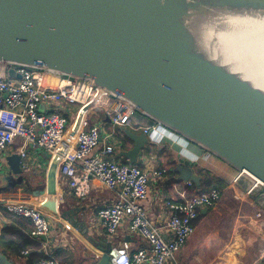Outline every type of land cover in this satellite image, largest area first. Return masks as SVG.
<instances>
[{
  "label": "water",
  "instance_id": "obj_1",
  "mask_svg": "<svg viewBox=\"0 0 264 264\" xmlns=\"http://www.w3.org/2000/svg\"><path fill=\"white\" fill-rule=\"evenodd\" d=\"M16 68L90 82L96 98L130 106L264 190V0H0V70L20 78ZM125 133L135 162L148 136ZM6 162L22 180L21 156ZM57 166L49 162L45 190L31 191L51 215ZM183 176L199 184L191 170ZM102 243L95 264H112ZM0 264L14 263L0 251Z\"/></svg>",
  "mask_w": 264,
  "mask_h": 264
},
{
  "label": "crops",
  "instance_id": "obj_2",
  "mask_svg": "<svg viewBox=\"0 0 264 264\" xmlns=\"http://www.w3.org/2000/svg\"><path fill=\"white\" fill-rule=\"evenodd\" d=\"M69 105L66 116L72 122L78 106L74 108ZM112 116V110L104 106L97 112L87 113L82 123L85 128L98 123L101 138L104 133L113 131V139L120 146L114 158L129 163L131 161L123 152L132 148L134 142L125 133V129L140 133L141 129L136 128V125H146L150 121L141 115L131 117V123L120 130L112 125ZM151 135H148L147 145L140 151L134 163L150 175L148 197L141 204L148 217L161 226L163 231L169 212L161 202L163 199L177 198L174 188H184L188 194L205 192L212 188L220 191V199L213 206L199 210L193 233L176 253L174 260L168 264H263L264 226L260 222L264 223V219L259 220L256 213H261L264 218V190L245 176H240L235 181L238 172L231 168L211 170L205 152L169 132L158 143H150ZM20 147H23V141L15 138L9 148L0 152V240L3 238L5 241L4 244L0 241V251L14 264H30L41 255H52L63 264H95L98 258L96 245L104 246V240L105 247H118L122 241L127 240L131 253L146 247V243L137 234L131 233L125 224L112 236L106 232L99 211L113 202L115 190H110L92 179L89 194L79 199L71 193L66 179L58 171V213H45L50 224L45 240L31 235L30 220L19 215L18 217L6 207V203H31L35 199L32 198V190H45L49 158L43 150L27 147V156L24 159L27 166L22 167L23 178L18 180V176L10 170L6 157L19 154ZM101 147L102 142L96 150ZM188 170L199 176L198 185L187 180L191 183L187 186L183 173ZM157 171L164 172L157 175ZM251 187L252 191L247 193ZM43 198L44 196H40L35 199L37 206ZM65 212L70 219L76 220L70 222L63 217ZM82 224L86 233L81 230ZM163 233L170 236L167 232ZM8 242H29L24 249L27 253L23 254L22 251L9 247L6 244Z\"/></svg>",
  "mask_w": 264,
  "mask_h": 264
},
{
  "label": "built area",
  "instance_id": "obj_3",
  "mask_svg": "<svg viewBox=\"0 0 264 264\" xmlns=\"http://www.w3.org/2000/svg\"><path fill=\"white\" fill-rule=\"evenodd\" d=\"M16 71L20 78L9 77L0 70V152L9 148L15 138H20L23 141V147L19 148L21 167L27 166L24 161L27 147L43 150L49 162L58 158V174L66 179L69 190L79 199L89 194L92 179L115 190L113 202L99 211L106 232L112 236L125 224L131 233L137 234L146 243V247L131 253L130 243L124 240L120 246L110 247L114 251L112 264H168L174 260L176 253L193 233L199 210L213 206L220 199V191L212 188L188 194L184 188H174L177 198L163 199L161 202L169 212L163 231L148 217L141 204L148 197L150 175L134 162L123 163L114 158L120 146L113 139V131L104 133L101 138L98 123L88 128L82 123L87 113L97 112L107 106L113 112L112 125L122 130L131 123L135 111L105 94L96 98L97 89L90 82L42 70L16 68ZM49 74L58 76V81L51 83ZM69 104L78 106L72 122L66 116ZM85 106L87 108L80 127L71 134L79 111ZM136 128L147 136L153 134L150 143H158L168 133L164 127L151 121L146 125H136ZM100 142L102 147L96 150ZM163 172L157 171L156 174L162 175ZM240 176L243 175L238 173L235 181ZM186 184L189 186L191 183ZM252 189L249 188L247 193ZM6 207L14 214L30 220L33 235L48 234V217L38 206L28 202H8ZM256 217L264 219L259 212ZM260 224L264 226V223ZM163 232L170 236H165ZM21 253L26 254L27 250ZM30 264L63 263L47 255Z\"/></svg>",
  "mask_w": 264,
  "mask_h": 264
},
{
  "label": "rangeland",
  "instance_id": "obj_4",
  "mask_svg": "<svg viewBox=\"0 0 264 264\" xmlns=\"http://www.w3.org/2000/svg\"><path fill=\"white\" fill-rule=\"evenodd\" d=\"M111 99V98H110ZM72 106V107H76L77 104H70L69 107ZM72 114V113H71ZM140 114H138L137 112H134L132 117H137L139 116ZM206 156L209 158V161H208V165L210 166V169L213 170L215 168H224V169H229L230 167L228 165H226L225 163H223L221 160L217 159L216 157L210 155V154H207L206 153ZM232 169V168H231ZM26 218V217H25ZM33 228V227H32ZM32 230V229H31ZM30 234L33 235L30 231ZM38 237V236H37ZM52 256V255H51ZM57 259V258H56ZM59 260V259H58ZM60 262H62L61 260H59Z\"/></svg>",
  "mask_w": 264,
  "mask_h": 264
},
{
  "label": "trees",
  "instance_id": "obj_5",
  "mask_svg": "<svg viewBox=\"0 0 264 264\" xmlns=\"http://www.w3.org/2000/svg\"><path fill=\"white\" fill-rule=\"evenodd\" d=\"M9 214V213H8ZM10 216H12V214H9ZM18 216V215H17ZM19 217V216H18ZM21 217V216H20ZM22 218V217H21ZM25 218V217H24ZM31 225H32V223H31ZM33 227V226H32ZM1 243L2 244H4L5 243V241L3 240V238H1ZM9 247H11V248H13V249H15L16 251H22V250H24V249H26V247H27V245L29 244V242H25V243H22V244H14V243H11V242H8V243H6ZM41 257H47V255H41V256H39V257H37V258H35V260L36 259H39V258H41ZM32 261H34V260H32ZM31 261V262H32ZM263 264H264V258H263Z\"/></svg>",
  "mask_w": 264,
  "mask_h": 264
},
{
  "label": "bare ground",
  "instance_id": "obj_6",
  "mask_svg": "<svg viewBox=\"0 0 264 264\" xmlns=\"http://www.w3.org/2000/svg\"><path fill=\"white\" fill-rule=\"evenodd\" d=\"M58 76L56 75H53V74H49L48 75V80L51 82V83H56L58 81ZM247 174L249 177H252L249 173H245ZM253 178V177H252ZM257 182L261 183L260 181L257 180Z\"/></svg>",
  "mask_w": 264,
  "mask_h": 264
}]
</instances>
